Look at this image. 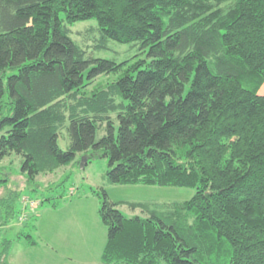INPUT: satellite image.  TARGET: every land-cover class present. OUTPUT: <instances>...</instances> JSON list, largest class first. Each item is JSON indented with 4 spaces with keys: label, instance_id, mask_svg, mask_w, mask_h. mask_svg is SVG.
Segmentation results:
<instances>
[{
    "label": "trees",
    "instance_id": "1",
    "mask_svg": "<svg viewBox=\"0 0 264 264\" xmlns=\"http://www.w3.org/2000/svg\"><path fill=\"white\" fill-rule=\"evenodd\" d=\"M91 19L85 41L145 57L87 56L71 26ZM101 74L119 76L88 90ZM0 132V162L17 155L31 191L91 148L111 184L196 190L130 202L146 214L132 217L103 190L100 264H264V0H0ZM0 186L11 264L10 231L30 221L16 224L22 190Z\"/></svg>",
    "mask_w": 264,
    "mask_h": 264
},
{
    "label": "rangeland",
    "instance_id": "2",
    "mask_svg": "<svg viewBox=\"0 0 264 264\" xmlns=\"http://www.w3.org/2000/svg\"><path fill=\"white\" fill-rule=\"evenodd\" d=\"M95 19L81 21L71 26V36L78 40L87 51V56L127 61L132 64L145 57V54L132 44L116 41L108 48H96L93 39L86 36L96 33ZM116 74H101L88 90L105 86L118 78ZM1 136V132H0ZM69 139L64 130L59 139L61 148L68 147ZM110 168L109 158L102 151L91 148L79 152L76 159L61 166L56 171L41 174L37 178V190L25 188L26 181L21 175L20 158L13 155L0 162V179L8 180L9 186L22 190L25 197L44 200L37 208H26V222L29 226H17L10 231L14 239L11 264H100L107 241L108 229L103 223L99 209L105 190L109 200L119 202L118 208L128 217L146 214L141 207L133 208L130 202H175L191 199L196 190L188 187L158 186L145 184H111L106 181ZM50 187V188H49ZM0 186V191H2ZM21 199V200H22ZM22 203V202H21ZM23 212V205L19 210ZM33 216V217H32ZM32 217V219H31ZM24 222L16 224L22 225ZM23 230V234L18 233ZM30 234V242L25 236Z\"/></svg>",
    "mask_w": 264,
    "mask_h": 264
},
{
    "label": "built area",
    "instance_id": "3",
    "mask_svg": "<svg viewBox=\"0 0 264 264\" xmlns=\"http://www.w3.org/2000/svg\"><path fill=\"white\" fill-rule=\"evenodd\" d=\"M41 204V200L35 199V198H30V197H25L22 200V205H23V212H21L19 216V221L24 222L27 218L26 213L24 212L26 208H37Z\"/></svg>",
    "mask_w": 264,
    "mask_h": 264
},
{
    "label": "crops",
    "instance_id": "4",
    "mask_svg": "<svg viewBox=\"0 0 264 264\" xmlns=\"http://www.w3.org/2000/svg\"><path fill=\"white\" fill-rule=\"evenodd\" d=\"M12 258V257H11ZM10 262H11V259H10Z\"/></svg>",
    "mask_w": 264,
    "mask_h": 264
}]
</instances>
